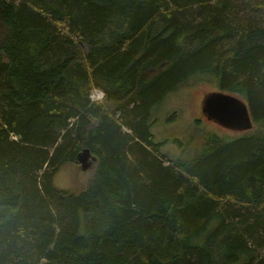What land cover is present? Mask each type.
Segmentation results:
<instances>
[{"label":"trees","instance_id":"trees-1","mask_svg":"<svg viewBox=\"0 0 264 264\" xmlns=\"http://www.w3.org/2000/svg\"><path fill=\"white\" fill-rule=\"evenodd\" d=\"M203 76L256 129L174 160L154 110ZM0 264H264V0H0Z\"/></svg>","mask_w":264,"mask_h":264},{"label":"rangeland","instance_id":"rangeland-1","mask_svg":"<svg viewBox=\"0 0 264 264\" xmlns=\"http://www.w3.org/2000/svg\"><path fill=\"white\" fill-rule=\"evenodd\" d=\"M215 91H218V85L210 77H192L155 108L152 131L156 140L163 142L162 150L170 158L192 159L204 149L209 133L222 137H237L244 133L204 115L205 97ZM92 97L102 100L104 92L97 90ZM94 166L95 161L85 171L79 163L66 164L56 174L55 185L65 191L78 192L92 179Z\"/></svg>","mask_w":264,"mask_h":264},{"label":"water","instance_id":"water-1","mask_svg":"<svg viewBox=\"0 0 264 264\" xmlns=\"http://www.w3.org/2000/svg\"><path fill=\"white\" fill-rule=\"evenodd\" d=\"M202 110L209 119L230 129L245 131L254 127V118L248 104L232 94L217 91L207 94ZM95 160L96 157L89 149H84L78 155V163L84 170Z\"/></svg>","mask_w":264,"mask_h":264},{"label":"bare ground","instance_id":"bare-ground-1","mask_svg":"<svg viewBox=\"0 0 264 264\" xmlns=\"http://www.w3.org/2000/svg\"><path fill=\"white\" fill-rule=\"evenodd\" d=\"M86 171V170H85Z\"/></svg>","mask_w":264,"mask_h":264}]
</instances>
